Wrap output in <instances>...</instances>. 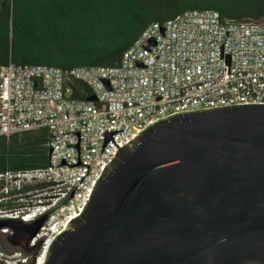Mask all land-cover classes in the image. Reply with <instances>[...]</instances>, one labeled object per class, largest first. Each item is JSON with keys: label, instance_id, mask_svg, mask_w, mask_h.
I'll return each mask as SVG.
<instances>
[{"label": "built area", "instance_id": "built-area-1", "mask_svg": "<svg viewBox=\"0 0 264 264\" xmlns=\"http://www.w3.org/2000/svg\"><path fill=\"white\" fill-rule=\"evenodd\" d=\"M264 104V21L190 9L147 25L111 66L0 63V137L46 129V166L0 172V219L46 216L29 250L0 228V264H42L119 147L175 112ZM113 134L103 148L105 130ZM103 148V150H102Z\"/></svg>", "mask_w": 264, "mask_h": 264}, {"label": "water", "instance_id": "water-1", "mask_svg": "<svg viewBox=\"0 0 264 264\" xmlns=\"http://www.w3.org/2000/svg\"><path fill=\"white\" fill-rule=\"evenodd\" d=\"M122 130H105L103 148ZM45 218L0 228L29 250ZM42 264H264V104L148 124L119 147Z\"/></svg>", "mask_w": 264, "mask_h": 264}, {"label": "trees", "instance_id": "trees-1", "mask_svg": "<svg viewBox=\"0 0 264 264\" xmlns=\"http://www.w3.org/2000/svg\"><path fill=\"white\" fill-rule=\"evenodd\" d=\"M190 9L264 19V0H0V63L115 65L147 25ZM48 141L46 129L0 137V172L46 166Z\"/></svg>", "mask_w": 264, "mask_h": 264}, {"label": "rangeland", "instance_id": "rangeland-1", "mask_svg": "<svg viewBox=\"0 0 264 264\" xmlns=\"http://www.w3.org/2000/svg\"><path fill=\"white\" fill-rule=\"evenodd\" d=\"M263 21H264V19H263ZM0 242H1V244H4V245H6V242H5V241H3L2 237H0Z\"/></svg>", "mask_w": 264, "mask_h": 264}]
</instances>
